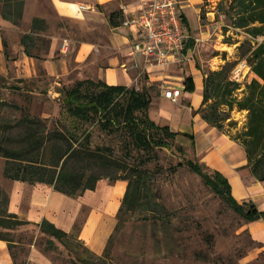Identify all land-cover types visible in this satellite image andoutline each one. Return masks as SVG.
<instances>
[{"label":"crops","instance_id":"obj_1","mask_svg":"<svg viewBox=\"0 0 264 264\" xmlns=\"http://www.w3.org/2000/svg\"><path fill=\"white\" fill-rule=\"evenodd\" d=\"M143 1L148 0H24L17 19L20 24L14 25L2 17L0 0V75L31 80L44 73L56 79L71 77L73 82L93 79L111 86L148 89L151 119L174 133L191 134L196 158L227 178L233 198L240 203L250 202L257 211L264 212V182L253 177L243 145L196 113L203 104L206 73L193 55L208 32V24H201L202 17L209 23L214 21V0H178L182 27L190 36L184 52L186 60L165 67H146L145 71L142 56L131 46L138 31L122 24L138 14ZM80 5L92 9L82 11ZM34 19L44 23L31 32ZM24 36L46 38L47 53L41 58L27 56L21 44ZM10 37L18 41L9 42ZM188 76L191 92L184 87ZM154 83H158L159 95L150 88ZM162 84L180 88L176 101L164 97ZM3 180L0 188L6 193L9 213L35 225L46 220L63 232L76 231L78 240L96 255L107 247L127 189L126 181L106 178L99 180L92 191L71 197L42 183ZM249 228L254 239L264 243V219L251 222ZM0 252L3 264H13L2 241Z\"/></svg>","mask_w":264,"mask_h":264},{"label":"trees","instance_id":"obj_2","mask_svg":"<svg viewBox=\"0 0 264 264\" xmlns=\"http://www.w3.org/2000/svg\"><path fill=\"white\" fill-rule=\"evenodd\" d=\"M1 2L2 17L12 21L14 25L20 24L17 19L22 14L24 0ZM229 10L232 12L229 17L232 19L233 28L244 30L252 38L264 37V0H231ZM32 21L31 32L44 23L37 19ZM38 40L45 41L48 47L49 41L46 38H22L21 44L27 56H32L31 48ZM250 56L247 63L256 78L246 84L244 96L238 99L235 94L240 85L230 80L232 67L210 71L203 82V104L196 113L211 127L223 130V123L229 117L221 114V107L228 108V111H232L234 107L239 111H247L244 131L236 136H229L245 148L247 164L253 177L259 182H264V41L253 49ZM20 82L27 83L28 80L20 79ZM184 87L187 92L193 91L190 76L184 79ZM3 88L17 91L21 87L8 85V79L0 75V89ZM61 95L65 107L64 119L69 126L60 119L31 116L26 111H21L20 118L14 124L0 121V158L4 164L2 178L31 185H50L55 191L71 197L92 191L97 182L104 179L96 175L94 169L118 165L111 159L109 154L112 151L108 147L90 146L89 128L96 126L102 132L120 135L124 146L143 152L135 159L133 167L124 168L123 176L106 177L110 181L127 182V189L116 216V226L124 210H141L149 215L164 217L167 210L161 203L154 201L156 197L153 196L149 184L155 173L145 167L150 161L156 160L153 150L170 148L177 137L192 141L193 136L174 133L167 126L156 124L149 116L151 93L145 88L111 86L105 82L88 79L74 81ZM6 107L21 109L0 98V120ZM5 132H9L10 136H5ZM179 150L183 152L181 147ZM75 162L80 164L77 169L72 168ZM182 166L198 175L203 185L224 200L245 224L264 219V212L257 211L252 203H240L233 198L231 185L220 171H213L194 160L178 162L169 170L176 172ZM155 170L160 173L159 168ZM6 203V193L0 188V241L7 243L13 262L10 239L6 238L2 231L33 223L20 220L15 214L9 213L5 207ZM36 225L40 233L58 240L74 234L63 232L46 220ZM209 239L207 237L206 241ZM74 264H83V261L78 258L74 260Z\"/></svg>","mask_w":264,"mask_h":264},{"label":"rangeland","instance_id":"obj_3","mask_svg":"<svg viewBox=\"0 0 264 264\" xmlns=\"http://www.w3.org/2000/svg\"><path fill=\"white\" fill-rule=\"evenodd\" d=\"M230 2L214 0L213 22L209 23L202 17L201 24H208V32L197 43L193 58L206 74L231 68L244 59L248 62L253 49L264 41V37L252 38L244 30L231 26ZM8 41L16 43L18 38L10 37ZM31 49L33 56L41 58L47 51L46 42L38 40ZM6 78L8 85L21 88L17 91L0 89V98L22 110L6 107L1 116L2 123L14 124L20 118L21 111H26L31 116L60 119L69 126L64 119L65 107L61 94L73 85L71 77L56 79L41 73L27 83H21L20 78L13 76ZM254 78L255 74L250 70L235 92L238 99L244 96L246 84ZM157 84H152L150 88L159 95ZM220 109L221 114L229 117L223 123V131L232 137L241 134L247 111H239L235 107L232 111L226 107ZM89 133L90 146L108 147L112 151L109 154L111 159L118 163L94 169L95 174L104 179L107 176H123L124 168L133 167L135 159L143 154L135 148L124 146L118 134L102 132L96 126H91ZM4 135L10 136L9 132ZM153 153L156 160L150 161L145 169L155 173L149 184L156 197L154 201L167 210L164 217L149 215L141 210H124L101 255L93 254L78 241L76 231L72 232L73 236L61 240L40 233L34 224L2 231L10 239L12 263L74 264V260L79 258L83 264H264V243L254 239L249 224H245L224 200L214 195L210 188L203 185L201 178L187 167L170 172L169 168L178 162L194 160L201 163L194 154L192 141L177 137L170 148L155 149ZM79 165V162H75L72 168L77 169ZM3 166V159L0 158V184L4 183ZM156 168L160 169V173H156ZM207 237L210 238L208 242ZM2 242L11 259L7 243ZM3 261L0 252V264Z\"/></svg>","mask_w":264,"mask_h":264},{"label":"built area","instance_id":"obj_4","mask_svg":"<svg viewBox=\"0 0 264 264\" xmlns=\"http://www.w3.org/2000/svg\"><path fill=\"white\" fill-rule=\"evenodd\" d=\"M80 10H91L90 5H80ZM122 24L133 26L138 31V38L131 46L132 51L140 53L144 60V68L151 66H167L173 62L186 60L184 52L190 38L182 27L179 16L178 0L143 1L137 15L125 19ZM230 80L241 83L250 66L244 59L231 68ZM165 98L171 102L177 100L181 90L179 87L162 84L160 86Z\"/></svg>","mask_w":264,"mask_h":264}]
</instances>
